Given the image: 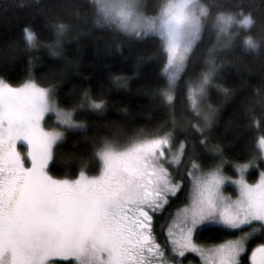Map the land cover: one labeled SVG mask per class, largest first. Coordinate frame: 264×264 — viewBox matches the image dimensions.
<instances>
[{
  "label": "snow or ice",
  "instance_id": "1",
  "mask_svg": "<svg viewBox=\"0 0 264 264\" xmlns=\"http://www.w3.org/2000/svg\"><path fill=\"white\" fill-rule=\"evenodd\" d=\"M41 13L51 38L26 22L22 43L0 49V264H264V73L241 119L217 131L238 89L223 72L250 71L264 0H79L75 17L152 45L138 60H159L156 116L131 128L105 121L64 151L70 131L87 133L78 113L106 100L84 85L68 103L63 69L37 75L28 53L62 55L71 28L54 8ZM130 78L111 75L123 87Z\"/></svg>",
  "mask_w": 264,
  "mask_h": 264
},
{
  "label": "trees",
  "instance_id": "2",
  "mask_svg": "<svg viewBox=\"0 0 264 264\" xmlns=\"http://www.w3.org/2000/svg\"><path fill=\"white\" fill-rule=\"evenodd\" d=\"M79 0H0V49L12 41H21V26L31 22L41 37L51 38V30L46 26L41 9L54 8L71 22L68 38L63 44V53L53 56L46 48L32 50L29 55L35 58L37 75L50 67L63 69L61 78V98L71 103L84 85L91 88L94 97L106 100V108L101 111H82L80 119L88 122L87 133L70 131L67 140L60 151L72 149L81 142L84 135H91L102 130L105 121H118L125 128L138 127L154 120L156 116V101L151 96V90L159 79V60L138 57L146 55V49L152 45L143 44L132 38L112 33L93 25L91 18L74 16V5ZM157 0H146L149 6ZM78 34V35H77ZM259 38L264 33H255ZM75 37V38H72ZM121 44L117 51L116 44ZM65 56V57H64ZM247 69L239 74L234 68L225 69L223 80L229 85H237V94L229 100H224L219 116L220 131L229 121L233 125L241 119L240 100L245 94L251 93L253 85H260L264 73V40L257 52L245 53ZM79 59V65L69 63ZM26 55L21 53L14 61L13 78H19L24 71ZM78 67V72H77ZM114 73H125L131 78L127 87L118 86L111 79ZM222 97L213 94V101L219 102ZM231 135V131H227ZM59 154V153H58ZM98 167V161H93L92 168ZM54 173L66 171L53 167ZM252 170H250L251 172ZM205 236H217L214 229L206 231Z\"/></svg>",
  "mask_w": 264,
  "mask_h": 264
},
{
  "label": "bare ground",
  "instance_id": "3",
  "mask_svg": "<svg viewBox=\"0 0 264 264\" xmlns=\"http://www.w3.org/2000/svg\"><path fill=\"white\" fill-rule=\"evenodd\" d=\"M65 57V56H64Z\"/></svg>",
  "mask_w": 264,
  "mask_h": 264
}]
</instances>
